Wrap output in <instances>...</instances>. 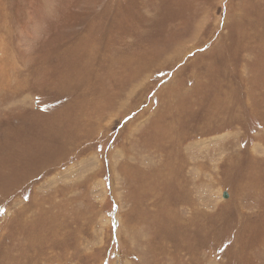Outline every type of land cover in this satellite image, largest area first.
Wrapping results in <instances>:
<instances>
[{"label": "rangeland", "instance_id": "374dc122", "mask_svg": "<svg viewBox=\"0 0 264 264\" xmlns=\"http://www.w3.org/2000/svg\"><path fill=\"white\" fill-rule=\"evenodd\" d=\"M0 264H264V0H0Z\"/></svg>", "mask_w": 264, "mask_h": 264}, {"label": "bare ground", "instance_id": "6f19581e", "mask_svg": "<svg viewBox=\"0 0 264 264\" xmlns=\"http://www.w3.org/2000/svg\"><path fill=\"white\" fill-rule=\"evenodd\" d=\"M261 244V243H260Z\"/></svg>", "mask_w": 264, "mask_h": 264}]
</instances>
